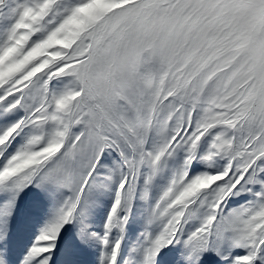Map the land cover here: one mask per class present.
<instances>
[{"label": "snow or ice", "instance_id": "1", "mask_svg": "<svg viewBox=\"0 0 264 264\" xmlns=\"http://www.w3.org/2000/svg\"><path fill=\"white\" fill-rule=\"evenodd\" d=\"M0 264H264V0H0Z\"/></svg>", "mask_w": 264, "mask_h": 264}]
</instances>
